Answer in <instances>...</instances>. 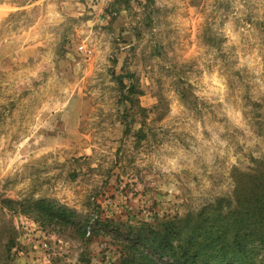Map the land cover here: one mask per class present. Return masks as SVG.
Here are the masks:
<instances>
[{
    "label": "rangeland",
    "instance_id": "rangeland-1",
    "mask_svg": "<svg viewBox=\"0 0 264 264\" xmlns=\"http://www.w3.org/2000/svg\"><path fill=\"white\" fill-rule=\"evenodd\" d=\"M257 171L264 0H0V264H119L96 221L195 217Z\"/></svg>",
    "mask_w": 264,
    "mask_h": 264
},
{
    "label": "trees",
    "instance_id": "trees-1",
    "mask_svg": "<svg viewBox=\"0 0 264 264\" xmlns=\"http://www.w3.org/2000/svg\"><path fill=\"white\" fill-rule=\"evenodd\" d=\"M119 84L126 87L121 79ZM134 91L129 86L127 95ZM247 175L237 174L232 198L216 199L195 217L128 226L124 236L123 229L110 222L98 220L95 228L127 240L119 264H264V175L260 171L254 174L259 178ZM34 209L44 222L75 228L77 237L87 241L91 227L74 212L44 200ZM99 229L89 230V235Z\"/></svg>",
    "mask_w": 264,
    "mask_h": 264
}]
</instances>
